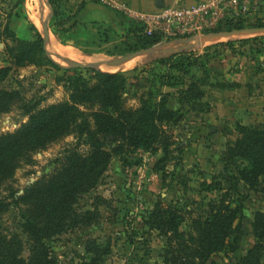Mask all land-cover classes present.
<instances>
[{
    "label": "rangeland",
    "instance_id": "1",
    "mask_svg": "<svg viewBox=\"0 0 264 264\" xmlns=\"http://www.w3.org/2000/svg\"><path fill=\"white\" fill-rule=\"evenodd\" d=\"M170 3H152L149 9L136 0H0V67H11L0 82V90L12 89L20 96L9 111L0 113V134L13 132L27 121L21 107L24 103L39 101V107H43L68 98L57 76L74 72L63 58L98 63L141 49L180 45L179 40L192 34L172 36V26L169 31L166 23L156 24L152 18ZM44 19L48 20L47 50L51 53L45 55L51 62L47 59L40 65L16 67L7 46L14 45L13 39H41L43 43ZM231 21L264 24V19L235 17ZM136 25L146 35L161 31V40L134 49L139 35L133 31ZM135 58L130 65L128 62ZM135 58L117 66L101 64L95 70L123 71L129 77L134 71L136 78L126 84L123 93L126 107L136 108L141 97H149L153 102L165 100L166 106L176 111L177 120L164 125L172 140L169 152L164 159L160 150L142 148L113 156L96 186L81 194L74 206L79 213H98L96 219L52 236L48 245L58 264L89 260L87 247L91 244L108 245L104 264H163L165 237L145 222L154 203L162 200L195 215L208 201L227 193L232 205L241 204V212L226 248L212 254L206 264H237L255 242L252 220L256 211L264 209V179L254 188L242 182L233 188L236 166L243 164L236 160L228 165L223 152L240 136L238 124L264 127V38L160 58L149 54ZM82 74L90 75L85 71ZM75 142L71 134L62 136L34 151L30 161H21L12 177L16 194L51 173L55 161ZM79 149L85 152L87 147L81 145ZM6 193L1 187L0 197ZM20 218L19 208L9 205L0 214V231L21 240L22 256L26 258L29 239L19 227ZM189 222L186 218L180 229L187 231Z\"/></svg>",
    "mask_w": 264,
    "mask_h": 264
},
{
    "label": "trees",
    "instance_id": "2",
    "mask_svg": "<svg viewBox=\"0 0 264 264\" xmlns=\"http://www.w3.org/2000/svg\"><path fill=\"white\" fill-rule=\"evenodd\" d=\"M245 25L264 26L224 20L216 30ZM133 31L139 34L134 49L161 40L158 32L146 35L138 26ZM13 40L14 45L7 46V51L16 67L40 65L48 59L41 39ZM56 68L61 69V66L56 65ZM10 71V66L0 67V82ZM72 71L73 74L57 76V81H62L68 91L67 99L43 107H39V101L24 103L21 107L28 115L27 121L13 132L0 134V188L7 190L6 195L0 197V214L11 204L18 207L19 227L29 239V254L25 258L21 240L16 235L0 231V264H58L47 240L70 227L88 225L96 219L98 213H79L74 206L81 194L96 186L111 158L127 149L142 148L153 152L160 150L164 159L172 145L171 135L164 125L176 121L177 116L176 111L166 106L165 100L153 102L149 97H141L138 107L125 106L123 93L126 84L136 78L134 71L131 77L123 71L110 73L81 68ZM82 71L90 75L85 77ZM19 99L15 90H0V113L9 111L12 103ZM237 130L240 136L226 145L223 160L228 165L236 160L243 164L236 166L232 176L233 188L238 182L254 188L264 179V127L238 124ZM70 134L76 142L55 161L53 171L29 183L22 194L17 195L12 177L20 162L30 161L34 151ZM81 145L87 147L85 152L80 151ZM262 192L264 194V188ZM240 212L241 204L232 205L228 194L222 193L217 200L208 201L195 215L157 200L145 222L165 237L163 264H206L212 254L228 245ZM186 218L190 222L187 231H183L180 225ZM252 232L255 242L237 264H262L264 209L254 213ZM233 243L236 245L237 239ZM109 251L108 245L91 244L87 247L90 258L81 264H104Z\"/></svg>",
    "mask_w": 264,
    "mask_h": 264
},
{
    "label": "built area",
    "instance_id": "3",
    "mask_svg": "<svg viewBox=\"0 0 264 264\" xmlns=\"http://www.w3.org/2000/svg\"><path fill=\"white\" fill-rule=\"evenodd\" d=\"M235 17L264 19V0H195L190 4L174 1L160 8L152 18L156 24L160 21L166 23L168 30L172 26L169 30L172 36L182 33L193 36L214 31L224 20Z\"/></svg>",
    "mask_w": 264,
    "mask_h": 264
},
{
    "label": "water",
    "instance_id": "4",
    "mask_svg": "<svg viewBox=\"0 0 264 264\" xmlns=\"http://www.w3.org/2000/svg\"><path fill=\"white\" fill-rule=\"evenodd\" d=\"M41 26L43 34V48L46 54H51L47 50V42L49 41L48 20L44 19L41 22ZM257 37H264V26H243L233 29H220L201 32L193 36H189L186 39L179 40L180 45L175 47L164 46L162 48L151 47L147 49H141L111 60H102L98 63H86L67 58H63V60L71 68L98 69L99 65L101 64H105L107 66H117L142 54H149L153 55L154 58H160L164 56L175 55L187 50L202 49L212 45L249 40Z\"/></svg>",
    "mask_w": 264,
    "mask_h": 264
},
{
    "label": "crops",
    "instance_id": "5",
    "mask_svg": "<svg viewBox=\"0 0 264 264\" xmlns=\"http://www.w3.org/2000/svg\"><path fill=\"white\" fill-rule=\"evenodd\" d=\"M137 2H144V4L150 9L153 5H161L163 3V0H136ZM169 2L179 1L181 3L190 4L193 3L195 0H167ZM170 3V4H171Z\"/></svg>",
    "mask_w": 264,
    "mask_h": 264
},
{
    "label": "bare ground",
    "instance_id": "6",
    "mask_svg": "<svg viewBox=\"0 0 264 264\" xmlns=\"http://www.w3.org/2000/svg\"><path fill=\"white\" fill-rule=\"evenodd\" d=\"M36 16V15H35ZM31 18H32V15H31ZM33 21V20H32ZM38 21V20H37ZM38 24H40V23H38ZM60 53V52H59ZM75 56V55H74ZM140 56V55H139ZM137 57V56H136ZM135 58V57H134ZM133 59V58H132ZM93 60V62L94 61H99V59H92ZM131 60V59H130ZM129 61V60H128ZM136 61V58L135 59H133V60H131V61H129L128 63L131 65V64H133L134 62ZM127 62V61H126ZM126 62H124L123 64H125ZM129 64H127V65H129Z\"/></svg>",
    "mask_w": 264,
    "mask_h": 264
}]
</instances>
